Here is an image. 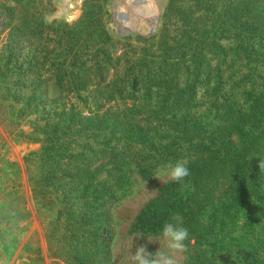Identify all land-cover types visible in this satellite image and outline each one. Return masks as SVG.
<instances>
[{"label":"rangeland","instance_id":"rangeland-1","mask_svg":"<svg viewBox=\"0 0 264 264\" xmlns=\"http://www.w3.org/2000/svg\"><path fill=\"white\" fill-rule=\"evenodd\" d=\"M169 1L0 0L1 63L10 60L12 66L25 71L23 83L28 88L33 79L26 74L31 69L60 67L61 78L65 79V88H59L53 81L42 78V86L35 96L20 94V99H24L22 103L46 101L53 109L59 107L56 112L67 111L75 102L68 86L72 83L67 81L71 78L69 71L75 69L81 72L77 80L88 84L95 97L89 104L76 105L70 137L77 145H90L84 156L74 155L80 166L102 165L109 180L103 200L90 193L87 185H82L75 196L78 206L72 214L80 224L74 231L90 235L80 242L74 240L77 243L75 252L89 255L88 260L75 264H129L130 252L134 253L141 245L148 252L157 251L159 242L148 239L161 240V233L134 234L131 226L143 206L150 201L159 202L164 185L173 182L165 175L166 166L177 162L187 166L192 160L189 155H183L177 160L154 163L144 169L138 165L141 159L135 154L138 133L146 136L154 127L171 126L172 122L168 119L165 122L162 118L167 115L177 117L179 113L173 110L178 109L179 104L181 113H204L210 104V98L204 96L205 80L208 72L217 75L212 63V68L208 63L202 72L193 64V61L205 62L203 47L206 60L216 58L220 45L212 33H196L200 25L191 27L196 17L204 19L202 11H190L194 0H175L177 6L187 7V20L191 21L179 30L178 36L164 44L166 34L177 30L173 19H164ZM214 3L219 4L220 11L222 8L228 10L227 25L241 9L237 0H214ZM258 9L259 13L263 12ZM204 36L210 39L203 46L201 37ZM158 46H162L164 53L174 56L173 63L179 67V75L185 74L179 83L199 90L196 101L188 100V94H184V100V96L181 97L183 102L167 101L165 95L155 99L140 87L133 89L140 80L139 75L143 71L145 74L150 72V63L145 61L152 59L148 54L156 52ZM184 52L191 63L188 64L191 65L190 71L185 69L188 65H182ZM35 105L37 103L34 108ZM56 112L46 108L45 117L49 120L51 115L52 118L56 116ZM29 119L32 120V116ZM22 130L29 132L27 126L22 125ZM214 131L223 132L225 137L231 133L232 145L242 151L239 129L230 132L223 125L216 124ZM65 143L70 144V141L65 140ZM40 149L39 143L17 140L9 135L0 123V264H65L49 256L45 230L50 224L44 229L37 219L25 171L24 157ZM96 172L92 170L93 174ZM227 186L228 183H223L211 194L221 197ZM217 222L212 226L215 232L198 227L193 230L185 241V249L175 256L177 264H236L220 254L224 242L231 248L236 241L221 239V226L227 232L228 225L222 223L220 215ZM243 223L239 221L238 228ZM67 225L60 223L57 232L64 231L65 234ZM229 231L234 240L242 239L243 233L233 226ZM163 244L161 240L162 247Z\"/></svg>","mask_w":264,"mask_h":264},{"label":"trees","instance_id":"trees-1","mask_svg":"<svg viewBox=\"0 0 264 264\" xmlns=\"http://www.w3.org/2000/svg\"><path fill=\"white\" fill-rule=\"evenodd\" d=\"M194 1L190 11H202L204 19L202 16L196 17L191 27L200 25L196 33H212L220 42L216 58L206 60L203 47L202 58L205 62L193 61L200 72L207 69L208 63L210 68L213 67L211 63L214 64L217 71V75L208 72L205 80L204 96L210 98V104L201 115L181 113L179 104L178 109L173 110L179 113L177 117L167 115L162 118L165 122L166 119L172 122L171 126L154 127L146 136L138 133L135 154L141 159L139 163L136 162L142 168L174 161L183 155H189L192 160L186 166L190 175L180 183L164 185L160 201H150L143 206L131 226V232L160 234L175 213L182 216L183 227L189 230V236L197 227L215 232L213 227L218 224L217 216L220 215L222 223L228 226L226 232L218 225L222 229L219 237L236 241L231 248L230 244L224 242L220 254L236 264H264V168L259 167L261 160H264V17L261 16L264 15V4H261L264 0H237L241 9L232 17L229 25L226 8L220 11L219 4L214 0ZM176 3L170 0L165 9L164 19H173L177 30L166 34L164 44L178 36L179 30L191 21L187 20V7L177 6ZM258 8L263 12L259 13ZM208 39L201 37L203 46ZM148 56L152 57L145 61L150 63V72L145 74L143 71L133 89L140 87L155 99L165 95L167 101L176 99L183 102L181 97L188 94V100L196 101L199 90L195 86L188 88L179 83L185 74L179 75L173 55L164 53L162 46H158L157 51ZM181 57L182 65L191 64L186 59V52ZM1 62L0 59V123L17 140L41 144L38 152L24 157V163L37 219L44 229L50 224V228L45 230V234L48 233L49 256L65 264L82 263L88 260L89 255L77 254L74 240L80 242L90 235L74 231L80 224L72 214L78 206L75 196L82 185H87L90 193L103 200L109 180L102 165L80 166L74 155L84 156L90 145H77L70 137L76 105L89 104L95 98L94 94L88 84L77 80L81 72L75 69L69 71L71 78L67 80L72 83L68 86L75 102L67 111L56 112L59 107L53 109L46 101L35 100L23 104L24 99H20V94H29L31 98L35 96L44 77L45 81H53L59 88H65V79L61 78L62 68L31 69L26 74V77L33 79L28 88L23 83L25 71L12 66L10 60ZM185 69L190 71L191 65ZM46 108L48 111L54 110L56 116L52 118L51 115L48 120L45 117L47 113H44ZM31 116L32 120L29 119ZM216 124L223 125L230 132L236 128L240 130L241 152L232 145L231 133L225 137L221 131L212 132ZM22 125L27 126L29 132L25 133ZM173 126L175 130L171 129ZM192 133H195L193 137L190 136ZM65 140H69L70 144ZM92 170L97 172L93 174ZM223 183H228V186L222 196H213L211 191L217 190ZM239 221L244 222L240 228ZM63 222L68 223L65 234L64 231L57 232L59 224ZM232 226L240 234L243 233L242 239H233L229 231Z\"/></svg>","mask_w":264,"mask_h":264},{"label":"clouds","instance_id":"clouds-1","mask_svg":"<svg viewBox=\"0 0 264 264\" xmlns=\"http://www.w3.org/2000/svg\"><path fill=\"white\" fill-rule=\"evenodd\" d=\"M259 167L260 169L264 168V160H261ZM165 175L169 180L180 183L190 175V171L183 162H177L174 165L166 166ZM188 238L189 230L183 227L182 216L175 213L170 217L169 222L163 226L161 232V240L164 242L163 247L161 246V240L148 239L149 241L159 242V249L152 253L141 245L136 248L134 253L130 252L129 264H177L175 256L185 249V241Z\"/></svg>","mask_w":264,"mask_h":264}]
</instances>
